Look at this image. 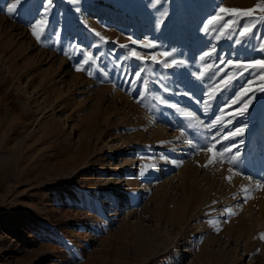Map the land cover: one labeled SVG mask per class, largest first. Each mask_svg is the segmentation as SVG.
I'll use <instances>...</instances> for the list:
<instances>
[{
    "label": "rangeland",
    "instance_id": "obj_1",
    "mask_svg": "<svg viewBox=\"0 0 264 264\" xmlns=\"http://www.w3.org/2000/svg\"><path fill=\"white\" fill-rule=\"evenodd\" d=\"M26 1L0 0V264H264V80L236 67L264 12L206 23L264 0ZM217 132L239 164L197 151Z\"/></svg>",
    "mask_w": 264,
    "mask_h": 264
},
{
    "label": "snow or ice",
    "instance_id": "obj_2",
    "mask_svg": "<svg viewBox=\"0 0 264 264\" xmlns=\"http://www.w3.org/2000/svg\"><path fill=\"white\" fill-rule=\"evenodd\" d=\"M50 2V0H49ZM20 3V0H15L14 3H11V6H6V12L8 14H12L15 10V8L17 7V5ZM153 3L154 4H159L160 3V0H153ZM5 9H0V11H3ZM261 11V12H264V5H257L255 8L253 9H248V10H241V9H229V8H226V7H223V6H218V13L214 14L206 23L207 24H212L213 21H216V20H223V16L220 15V14H226L228 16H251L255 11ZM163 15H167V13H163ZM40 23H43V21H41ZM230 23V21H227V20H224L223 23L219 26V28L215 29L216 33L217 34H222V29L228 25ZM203 27V31L205 33H208L209 34V38L212 39V40H215L217 39V35H212L210 32H209V29L206 27V26H202ZM241 31H239L237 33V35L239 36H244L245 33H247L248 31H250L249 28L247 27H244V26H241ZM32 34L36 37V39L39 41L41 39V36L40 34L37 32L36 30V27H33L32 28ZM232 33H229V35H231ZM97 36H99V33H96ZM103 39V38H101ZM129 40L131 42V44L135 45L137 44V41L132 39L131 37H129ZM234 43L236 44H239L240 41L239 40H236L234 41ZM141 47H144L145 45L141 44L140 45ZM150 47H153V48H156L157 45L154 44V43H151L150 45H148ZM121 47H127L126 45H121ZM264 51V48H261L259 45H255V46H251L249 48V51ZM128 52H130L133 56H137V53L134 49H128ZM215 52V46L214 45H211L210 46V51L206 50L204 53H202L201 55L202 56H208L210 55L211 53H214ZM127 55V53H126ZM159 55H162V56H165V57H168L169 55H171L170 52H161L159 53ZM87 59H84L83 63L84 64H88L89 63V60H91V53H87ZM155 59V57H154ZM223 61H216V63H222ZM177 63V60L176 58L174 57L171 61H168V60H165L163 62V66L164 67H168L169 64H176ZM179 63L181 65H183V61H179ZM228 63H232L231 61H229ZM236 67L241 69V74H243V72L245 71H248L249 69H253V70H257L256 72V75L258 76V78L260 80H264V57L260 58V59H253V60H249V61H241V62H238L236 63ZM82 70L80 67L77 68V71H80ZM251 75V73H250ZM134 77L135 79H139L140 78V72L137 71L136 73H134ZM256 77H253V79H255ZM224 85H228L229 81L228 80H224L223 81ZM248 86L247 87H242L241 90L237 93V95L234 97V98H230V103H228L227 105H225V107H231L232 104H235V103H239L240 100L247 96L248 98L246 100H244L243 104L241 105L240 109H239V114L240 115H243L244 114V111L247 109V106L248 104L251 103V101L253 99H255V96H248V93L249 91L251 90V82L248 81ZM167 91V89H165ZM261 91H264V88H261ZM209 95H211V93H209ZM201 103H208L207 101H201ZM222 109L220 110L219 114L213 118L212 121L209 122V124L206 126L209 130H211V127H214L215 125L217 124H220L221 123V120H220V116L222 115ZM232 114H235V113H232ZM229 123H231V121H229ZM244 127L245 126H242V127H239V128H234L232 130H230L228 133H224L221 137L222 140H227L229 139L230 137L234 138L235 136L237 135H243V132H244ZM219 134V132H217L216 134L212 135L211 137H205L204 139L205 140H210V141H215V143H212V144H205L202 148H197V151H206V152H211L213 154V156H216L217 154H219L220 156H223L224 152H228V153H232V155L230 156V161L234 164H239L240 161H239V153L236 152L234 153L233 152V148L234 147H238L239 145H228L226 148H222V149H216V144L217 143H220V140H217V135ZM242 143V141H241ZM212 159L210 158L209 159V164L212 163ZM205 167H207L208 165H204ZM231 171V169L229 170ZM229 180L231 179V177L228 178ZM246 202V201H245Z\"/></svg>",
    "mask_w": 264,
    "mask_h": 264
},
{
    "label": "trees",
    "instance_id": "obj_3",
    "mask_svg": "<svg viewBox=\"0 0 264 264\" xmlns=\"http://www.w3.org/2000/svg\"><path fill=\"white\" fill-rule=\"evenodd\" d=\"M61 254L65 257L63 264H74V263H72V261L69 259V253H68L67 251L62 250V251H61Z\"/></svg>",
    "mask_w": 264,
    "mask_h": 264
},
{
    "label": "crops",
    "instance_id": "obj_4",
    "mask_svg": "<svg viewBox=\"0 0 264 264\" xmlns=\"http://www.w3.org/2000/svg\"><path fill=\"white\" fill-rule=\"evenodd\" d=\"M28 1V0H27ZM26 1V2H27ZM30 1V0H29ZM40 0H37V2H39ZM32 12V11H31ZM24 13H25V8H24ZM30 14V13H29ZM38 32V31H37ZM39 33V32H38ZM40 34V33H39ZM58 39H59V33H57L56 37H50L49 40H50V43L51 44H57L58 42Z\"/></svg>",
    "mask_w": 264,
    "mask_h": 264
}]
</instances>
